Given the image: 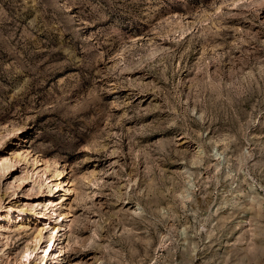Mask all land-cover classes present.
<instances>
[{"label":"rangeland","instance_id":"1","mask_svg":"<svg viewBox=\"0 0 264 264\" xmlns=\"http://www.w3.org/2000/svg\"><path fill=\"white\" fill-rule=\"evenodd\" d=\"M0 222V264H264V0H0Z\"/></svg>","mask_w":264,"mask_h":264},{"label":"bare ground","instance_id":"2","mask_svg":"<svg viewBox=\"0 0 264 264\" xmlns=\"http://www.w3.org/2000/svg\"><path fill=\"white\" fill-rule=\"evenodd\" d=\"M16 157V156H15ZM14 163H16V162H14ZM6 165V164H5ZM8 169L9 170H13V167H14V164H12L10 161L8 162ZM46 168V167H45ZM48 168V167H47ZM49 168H51L50 166H49ZM55 169H53V170H50V171H53L52 172V174H51V176L50 177H47V179H49L50 178V180H51V182L50 183H46L47 185H49V186H51V185H54L55 186V188H54V190L55 191H65V193H64V196H63V198L61 199L62 201V203H63V205H67V200L69 201V196L71 195V193H72V191H73V181L71 180V179H68L67 178V176L65 175V171H63L62 169H58V168H56V167H54ZM49 181V180H48ZM46 182V181H45ZM54 182V183H53ZM42 186H43V183H42ZM41 187V186H40ZM54 195V194H53ZM53 199V198H52ZM64 201L66 202V203H64ZM47 202V201H46ZM60 202V203H61ZM50 205V206H49ZM49 208V210H50V208H52V210L54 209V207L56 206V204H55V201L54 200H50V201H48V205H47ZM22 208V207H21ZM47 208V207H46ZM20 210V209H19ZM6 211H7V214L4 216V217H2V220H3V222L2 223H4V225H6L7 223L8 224H10L11 222H14L15 220V215H14V213H15V211L17 212V209H13V208H7L6 209ZM51 211V210H50ZM20 212H22L23 213V215L25 216V215H27V209H21L20 210ZM46 212V211H45ZM52 213H53V211H52ZM54 214V213H53ZM66 213H62V214H60L59 216L62 218V220H64L63 219V216L65 215ZM36 217L37 218H41V219H47V217L48 216H46V214L43 212V214L41 213L40 214V216L39 215H36ZM59 220H60V218H59ZM1 223V222H0ZM65 226H67V225H64L63 224V221H62V224H59L58 226H56L54 229H52L53 231H54V233H53V231L52 232H50L51 233V238H50V245H49V248H50V246H51V244H52V242L54 241V244L56 243V241H57V237H61L62 236V234H61V230H63V228H65ZM48 227V226H47ZM43 230H44V228H42V229H40L39 231H38V234L36 235V238L38 239V242H39V244H40V242L42 241V239H43ZM37 242V241H36ZM49 248H47V250H44L45 252H48V250H49ZM30 249V248H29ZM29 249H28V251H29ZM34 249H36V248H34ZM32 252H34V250L32 251ZM63 251H62V249H61V247L58 249V251L56 252L57 253V255H55L56 257H54V258H57L58 259V263L59 264H61V260L59 259L60 257H62L63 256V253H62ZM31 256V255H30ZM49 258H50V254H48V256H46V258H44L43 260L44 261H42L41 263L42 264H47L49 261ZM51 261V260H50ZM50 264V263H49Z\"/></svg>","mask_w":264,"mask_h":264}]
</instances>
